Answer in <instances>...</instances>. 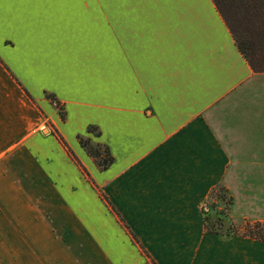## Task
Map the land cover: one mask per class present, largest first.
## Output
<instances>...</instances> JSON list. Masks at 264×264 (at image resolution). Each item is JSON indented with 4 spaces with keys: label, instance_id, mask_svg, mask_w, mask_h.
Returning <instances> with one entry per match:
<instances>
[{
    "label": "crops",
    "instance_id": "crops-1",
    "mask_svg": "<svg viewBox=\"0 0 264 264\" xmlns=\"http://www.w3.org/2000/svg\"><path fill=\"white\" fill-rule=\"evenodd\" d=\"M72 14L79 43L64 45L19 8L5 18L0 264H264L246 235L264 224V72L213 1L85 0ZM78 136L109 147L108 170ZM218 187L236 235L206 231Z\"/></svg>",
    "mask_w": 264,
    "mask_h": 264
},
{
    "label": "trees",
    "instance_id": "trees-1",
    "mask_svg": "<svg viewBox=\"0 0 264 264\" xmlns=\"http://www.w3.org/2000/svg\"><path fill=\"white\" fill-rule=\"evenodd\" d=\"M212 1L230 30L241 54L256 72H264V0ZM248 26L256 30L258 35L261 37V46L255 45V43L247 35ZM47 97L55 104L61 119L64 120L65 112L63 107L59 102H57L54 96L48 95ZM87 133L96 138L101 136L100 130L94 126L88 127ZM78 142L100 171H106L111 167L114 162V158L112 157L110 149L107 145L94 143L87 136H78ZM83 171L86 173L84 169ZM86 175L88 176L87 173ZM227 195L228 192L225 188L218 187L210 194V199H218L224 202L227 199ZM228 201L230 206L232 204V199L229 197ZM227 223V221L221 218H211L208 216L207 212L205 213V228L209 233L224 236L236 235L233 232L222 231V228L225 227ZM229 229H233L232 222ZM246 235L264 241V224L256 223L248 226L246 229Z\"/></svg>",
    "mask_w": 264,
    "mask_h": 264
},
{
    "label": "snow or ice",
    "instance_id": "snow-or-ice-1",
    "mask_svg": "<svg viewBox=\"0 0 264 264\" xmlns=\"http://www.w3.org/2000/svg\"><path fill=\"white\" fill-rule=\"evenodd\" d=\"M84 2L85 0H0V55L4 54L5 18L10 17L17 8L23 12V16L18 19L25 29L30 30L33 35L38 34L39 39L45 43H79L75 33L82 29L77 23V17L72 14V6L82 5ZM87 2L94 3L95 0ZM7 38L12 39L10 36Z\"/></svg>",
    "mask_w": 264,
    "mask_h": 264
},
{
    "label": "rangeland",
    "instance_id": "rangeland-1",
    "mask_svg": "<svg viewBox=\"0 0 264 264\" xmlns=\"http://www.w3.org/2000/svg\"><path fill=\"white\" fill-rule=\"evenodd\" d=\"M247 35L250 37V39L255 43V45L261 46L262 44V39L261 37L258 35V33L256 32V30H254L252 27L248 26V30H247ZM260 44V45H259ZM229 196L227 195V199L226 201L222 202L218 199H212L208 204H207V214L209 217L214 218V217H218L221 218L225 221H227V225H225V227H223L222 231L224 232H233L235 234L239 233V229L233 224V229H229L230 227V216H229ZM57 235V232H56ZM57 237V236H56ZM57 251V248H56ZM58 253L56 252V255ZM56 262L59 261L57 259V257L55 258ZM57 264V263H56Z\"/></svg>",
    "mask_w": 264,
    "mask_h": 264
}]
</instances>
